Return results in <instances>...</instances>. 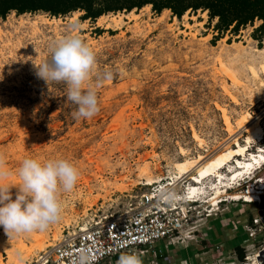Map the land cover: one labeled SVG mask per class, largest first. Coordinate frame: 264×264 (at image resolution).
I'll return each instance as SVG.
<instances>
[{"label": "rangeland", "instance_id": "374dc122", "mask_svg": "<svg viewBox=\"0 0 264 264\" xmlns=\"http://www.w3.org/2000/svg\"><path fill=\"white\" fill-rule=\"evenodd\" d=\"M132 11L139 17L123 18L118 25L111 17L129 12L104 14L110 19L99 25L101 16L94 22L83 20L80 11L76 25L71 23L73 12L64 17L12 12L0 19V158L10 173L0 185L11 187L15 199L20 183L15 172L28 157L41 162L63 158L80 172L73 191L61 193L60 219L47 230L9 239L0 227V264L21 259L27 264L92 220L134 207L150 190L147 179L159 177L164 183L174 162L200 155L209 159L235 148V143L244 145L249 125L263 130V139L249 151L264 147V41L259 45L251 37L261 22L215 40L216 21L202 11L187 12L185 19L171 12L157 15L151 7ZM69 34L78 35L95 53L93 82L97 73H113V79L95 89L100 111L90 119L73 118L75 106L67 100L63 83L46 84L36 75V67L50 58L53 42ZM248 115L251 123L239 127ZM226 168L221 172L228 175ZM189 176L178 180L181 187ZM259 182L264 187V165L250 177L227 181L228 196L218 199L222 203L211 222L198 221L196 236L184 232L157 264H243L234 246L251 257L249 264L264 242V232L255 240L248 238L258 207L229 195L250 188L255 192ZM206 198L198 205L203 210ZM157 246L163 249V243Z\"/></svg>", "mask_w": 264, "mask_h": 264}, {"label": "built area", "instance_id": "2783aa9c", "mask_svg": "<svg viewBox=\"0 0 264 264\" xmlns=\"http://www.w3.org/2000/svg\"><path fill=\"white\" fill-rule=\"evenodd\" d=\"M190 178L182 187L178 180L170 177L164 183L150 185L149 192L140 195L134 207L92 220L83 227L84 230L79 228L68 233L27 264H114L122 253H136L142 260L152 259V264H157V258L166 252L168 245L184 232L196 236L198 221H204V224L211 222L216 214L215 209L222 203L221 200L214 203L206 198L207 208L203 210V206L198 207L203 202L198 199L200 193L193 191L195 185ZM257 179L262 180L259 177ZM259 184L256 194L264 192L263 185L261 182ZM259 197L263 198L264 203V195ZM245 203H256L258 207L248 229V238L255 240L256 234L264 232V207L259 208L260 199ZM160 243H163V249L157 246ZM236 247H232L235 254ZM263 249L264 242L249 264H255V259L256 264H259L257 259ZM250 258L244 255L241 262L248 264L246 262Z\"/></svg>", "mask_w": 264, "mask_h": 264}, {"label": "clouds", "instance_id": "9594fccd", "mask_svg": "<svg viewBox=\"0 0 264 264\" xmlns=\"http://www.w3.org/2000/svg\"><path fill=\"white\" fill-rule=\"evenodd\" d=\"M49 59L36 67V75L49 82L63 83L66 98L75 106L74 119H90L100 111L96 88L105 80L113 79L106 71L93 77L96 57L93 50L78 35H67L53 42ZM20 183L13 199L9 189L0 185V227L9 239L13 235L31 234L47 230L50 224L60 219L61 193L75 188L80 172L66 159L24 158L16 169ZM10 175L0 158V181ZM116 264H143L136 253H122Z\"/></svg>", "mask_w": 264, "mask_h": 264}, {"label": "trees", "instance_id": "16d2710c", "mask_svg": "<svg viewBox=\"0 0 264 264\" xmlns=\"http://www.w3.org/2000/svg\"><path fill=\"white\" fill-rule=\"evenodd\" d=\"M146 6H150L157 15L169 11L177 19L187 12H207L209 20L216 21L213 27L217 33L215 40L226 32L237 35L241 28L253 25L257 20L261 24L251 37L259 45L264 41V0H0V19H5L12 12L17 16L44 12L53 17H64L80 11L84 13L83 20L94 22L107 13H130ZM235 250L238 260L242 261L244 251L240 247Z\"/></svg>", "mask_w": 264, "mask_h": 264}, {"label": "bare ground", "instance_id": "6f19581e", "mask_svg": "<svg viewBox=\"0 0 264 264\" xmlns=\"http://www.w3.org/2000/svg\"><path fill=\"white\" fill-rule=\"evenodd\" d=\"M149 9L150 6H146L140 10V13L146 12ZM166 12L169 11H163L162 14H165ZM206 13L207 12H201L202 15H206ZM13 14L14 13H12L11 15ZM36 17H40V21H44L43 16L37 15ZM77 17H78V12H74L73 17L71 19L72 24L76 25ZM138 17L139 15H137L134 11H132L127 15H122V14L113 15L110 21L113 24L118 25L123 21V18L131 21V20H136ZM186 17L187 14L183 16V19H185ZM107 19L110 18L101 17L98 20V25ZM53 21L57 23L60 22V19L54 18ZM82 25L84 26L83 23ZM260 68L262 70V73L264 74V63ZM251 74L255 77V79L256 76H258L255 69H251ZM248 118H250L249 115L245 116L241 120L238 126L242 128L244 125L251 123L252 120H249ZM225 122L227 124L226 126H228L227 128H229L228 131L231 133V129L229 126L230 122L228 118H226V116H225ZM246 128L248 129L249 134L244 140V145L235 143L234 145L235 148L228 149L209 159H207L206 157H202L200 155L195 159H186L181 162H174L171 167L172 171H170V178L172 180H179V179L181 180L183 179L182 178L183 176L190 175L189 176L191 177L190 180L194 183L193 185H195V187H193V191L194 192L198 191L200 193L201 197L198 198L200 200L202 198L205 199L206 197L213 196L211 200L214 203H217L218 199H220L221 197L228 196L227 190L224 189L225 186L227 187V185H225L227 181H230L232 179L235 182L237 178L247 175L250 177V175L254 172V170L264 165V147L263 148L258 147L256 152L249 151L252 143H259L263 139V130L261 127H259L256 124L253 126L249 125V127ZM194 139L200 146L203 145L202 139H200L196 135H194ZM182 154L184 155L183 151ZM226 167H228L229 169L228 171L229 176L221 172L222 170L227 169ZM160 181L161 179H159V177L149 178L146 180L145 184L150 186L152 184L159 183ZM209 192H211V194H209ZM259 195L263 196L264 192L262 191L256 194L252 190V188H250L246 192L234 193L232 195H229V198L236 201L242 199L246 202L259 201L260 199L261 203H263V198H260ZM23 262L24 261L21 259L18 264H23Z\"/></svg>", "mask_w": 264, "mask_h": 264}, {"label": "water", "instance_id": "95a60500", "mask_svg": "<svg viewBox=\"0 0 264 264\" xmlns=\"http://www.w3.org/2000/svg\"><path fill=\"white\" fill-rule=\"evenodd\" d=\"M264 207V203H261V205L259 206V208H263ZM259 264H262V261H264V249L259 253V257L257 259Z\"/></svg>", "mask_w": 264, "mask_h": 264}, {"label": "snow or ice", "instance_id": "6c2138e0", "mask_svg": "<svg viewBox=\"0 0 264 264\" xmlns=\"http://www.w3.org/2000/svg\"><path fill=\"white\" fill-rule=\"evenodd\" d=\"M262 264H264V261H262Z\"/></svg>", "mask_w": 264, "mask_h": 264}]
</instances>
